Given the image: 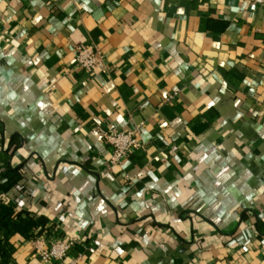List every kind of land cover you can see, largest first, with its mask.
<instances>
[{
    "label": "crops",
    "instance_id": "1",
    "mask_svg": "<svg viewBox=\"0 0 264 264\" xmlns=\"http://www.w3.org/2000/svg\"><path fill=\"white\" fill-rule=\"evenodd\" d=\"M0 196L44 227L13 264H264V5L0 0Z\"/></svg>",
    "mask_w": 264,
    "mask_h": 264
},
{
    "label": "built area",
    "instance_id": "2",
    "mask_svg": "<svg viewBox=\"0 0 264 264\" xmlns=\"http://www.w3.org/2000/svg\"><path fill=\"white\" fill-rule=\"evenodd\" d=\"M254 6H263L264 0H249ZM77 61L79 65L89 72H93L98 67H104L105 62L98 48L93 44L79 47L77 50ZM139 126L133 130H117L112 129L104 132L105 141L112 147V162L119 163L129 156L134 150L140 147L138 139ZM74 242L72 239L65 241H54L47 246H38L37 252L40 258L46 262L54 259H64Z\"/></svg>",
    "mask_w": 264,
    "mask_h": 264
},
{
    "label": "trees",
    "instance_id": "3",
    "mask_svg": "<svg viewBox=\"0 0 264 264\" xmlns=\"http://www.w3.org/2000/svg\"><path fill=\"white\" fill-rule=\"evenodd\" d=\"M44 227L40 228L39 218L25 210H17L3 196H0V264H13L16 246L11 237L21 234L26 239H33Z\"/></svg>",
    "mask_w": 264,
    "mask_h": 264
}]
</instances>
